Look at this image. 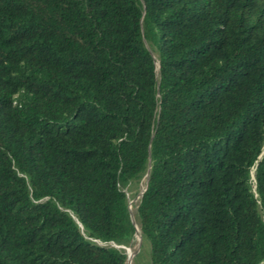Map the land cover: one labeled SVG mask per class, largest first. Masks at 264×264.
Listing matches in <instances>:
<instances>
[{
  "label": "trees",
  "instance_id": "16d2710c",
  "mask_svg": "<svg viewBox=\"0 0 264 264\" xmlns=\"http://www.w3.org/2000/svg\"><path fill=\"white\" fill-rule=\"evenodd\" d=\"M144 177L150 264H264V0H0V264H126Z\"/></svg>",
  "mask_w": 264,
  "mask_h": 264
},
{
  "label": "rangeland",
  "instance_id": "374dc122",
  "mask_svg": "<svg viewBox=\"0 0 264 264\" xmlns=\"http://www.w3.org/2000/svg\"><path fill=\"white\" fill-rule=\"evenodd\" d=\"M146 177H144L137 185L136 189L126 190L127 198H128V208L130 212V216L132 222L135 226L136 232L130 242L126 245H117L114 243H110L111 245L122 249L126 254V264H150L149 257V245L147 241H145L141 235L136 216V207L141 197L142 192L145 189L146 185ZM126 247H129L133 251V257L131 260L128 259V253Z\"/></svg>",
  "mask_w": 264,
  "mask_h": 264
},
{
  "label": "bare ground",
  "instance_id": "6f19581e",
  "mask_svg": "<svg viewBox=\"0 0 264 264\" xmlns=\"http://www.w3.org/2000/svg\"><path fill=\"white\" fill-rule=\"evenodd\" d=\"M126 250L128 253V259L131 260V258L133 257V251L129 247H126Z\"/></svg>",
  "mask_w": 264,
  "mask_h": 264
},
{
  "label": "water",
  "instance_id": "95a60500",
  "mask_svg": "<svg viewBox=\"0 0 264 264\" xmlns=\"http://www.w3.org/2000/svg\"><path fill=\"white\" fill-rule=\"evenodd\" d=\"M252 175V174H251ZM145 190V189H144ZM143 193V192H142ZM132 220V219H131Z\"/></svg>",
  "mask_w": 264,
  "mask_h": 264
}]
</instances>
